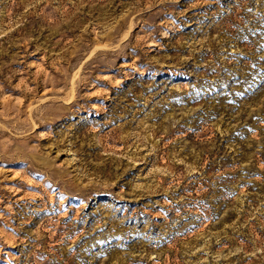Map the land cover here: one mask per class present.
<instances>
[{
	"label": "rangeland",
	"instance_id": "374dc122",
	"mask_svg": "<svg viewBox=\"0 0 264 264\" xmlns=\"http://www.w3.org/2000/svg\"><path fill=\"white\" fill-rule=\"evenodd\" d=\"M0 264H264V0H0Z\"/></svg>",
	"mask_w": 264,
	"mask_h": 264
}]
</instances>
